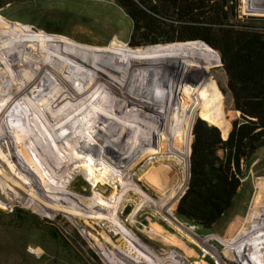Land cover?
<instances>
[{
    "label": "rangeland",
    "instance_id": "rangeland-1",
    "mask_svg": "<svg viewBox=\"0 0 264 264\" xmlns=\"http://www.w3.org/2000/svg\"><path fill=\"white\" fill-rule=\"evenodd\" d=\"M205 1L208 4V9L215 7L221 0ZM225 8L229 11V14L224 19V22L235 25L238 28L264 32V0H227ZM0 14L10 23L17 21L20 26L27 27L34 32L40 29L44 32L66 35L87 48L85 53H81V55L77 50V46H71L67 50L68 53L72 51L69 55L74 56L76 62H78L74 66L66 56L68 53L64 57L67 59H59L56 54L45 53V51H42L43 49L40 50V44L32 46L29 43L27 45L28 43L0 31V58L1 53L5 51L18 53L17 71L13 68H0L1 75L21 77L22 70H26L29 66L30 80L36 79L38 74L40 77L53 79L52 81H54L55 85L52 83V88L58 86L55 88L56 91L54 90L49 96H52L61 87L62 89L74 87L75 92H79L84 85L82 87L84 96L92 103L90 115L85 125L81 124L80 127V129L82 128V133L87 136L86 139L89 141V146L86 149L91 152L86 153L87 151L84 150L78 156L73 153V148L75 147L73 142L76 145L78 144L80 149L85 144L75 136L73 125L68 122L67 118L65 121L64 117L63 121L64 110L66 111L67 108L59 107V104L57 105L53 101L54 99L48 101V105L41 106L47 116L50 113L49 107H53L55 115L58 117L57 119L64 126L71 141L73 140L71 142L70 140L62 139L66 150L63 151L64 154H68L70 158L72 157L68 165H65L67 167L64 169L65 166L62 168L59 163H56L57 166L54 168L56 174L59 172L58 176L62 175L59 180V192L62 194L66 192L70 197L64 196L63 201L48 200L50 204L47 205H60V207L50 209L49 213L43 212L44 208L38 203L25 202L27 200L25 198L20 200L21 198L19 197L18 199L13 197V200L7 206L0 203V264H106L93 245L97 247V244H102L104 247H113L112 243L115 245L121 244L120 234L117 233L118 230L108 220L89 223L90 219L85 221L81 219L79 207H82L83 204L79 205L77 202L79 199L77 200L76 196H74L75 194L79 198L82 196V200L92 196L94 190L89 182H95V179L101 177L104 180L97 183L96 193H100L105 198L107 197L104 199L105 202L111 200L113 202L116 198L121 200L120 205L116 206L121 222L123 221L122 223L128 230L134 233L141 243L147 245L157 255L170 254L173 260L175 258L177 260V256H179L184 258L188 264H264V146L257 148L252 157L243 164L244 174L240 179V185L231 207L210 227L202 226L178 213L177 204L186 189L190 185L201 181L211 167L222 157L224 151L234 144V140L228 146L220 145L215 141L219 134L214 132L204 141L199 142L193 139L192 149L196 153L188 156L190 161L188 171H184V167L176 155L174 156L177 157L180 163L166 157L161 159L157 157L155 159L151 158L152 155L167 154L160 152L159 144L189 120L185 107L177 102L178 98L174 94L170 93V99L169 94L165 92V88L160 89L153 85V83L159 84L157 85L158 87L161 85L159 81L152 79L154 72L161 70L159 68L171 67L168 64L174 62L169 61L168 63L146 68V62L141 59L137 61L136 66L123 65L125 59H128L126 57L127 49L152 45L150 43H136L158 36L159 32L157 30L148 29L146 33L142 34H140L141 32H136L132 38L133 22L114 0H0ZM2 16H0V19L3 18ZM176 17L177 14H173L172 20L167 21L169 25H166L165 28H174L178 32L184 31L182 26L185 21L183 18L178 19ZM30 26H33L35 30ZM213 26L216 27L218 25L213 24ZM33 36L35 37L32 33V38ZM113 37H117L125 44L120 60L88 63L84 61L83 58L91 56L94 51L97 53L103 52V54L108 52L112 56H121V48L115 44L117 42L113 41L114 43H110ZM187 42H199L207 45L208 48L211 46L201 40ZM46 43L48 46H55L47 41ZM55 47L57 49V46ZM163 47L158 48L163 52V59L166 56L186 58L187 56L185 55L187 54L190 55V59L197 58L195 54L191 53L180 55V52H177L180 47H173V45H166L167 49ZM111 48L117 50H112ZM147 48L149 49L150 47ZM213 49L216 50L215 48ZM216 51L218 52V50ZM218 54L220 56L219 52ZM212 57L215 60L217 59V57ZM143 62L144 64H142ZM186 63L175 66L174 70L171 71L174 76L172 81L168 82L169 86L175 89L176 92L178 91L180 95L186 96L185 94H187L190 97L192 96V100L195 101L199 100V95L201 94L203 105L207 99L203 94L204 91L201 90L203 82L199 71L203 70L210 76L213 88L218 96L221 93L224 113L230 120L234 119L238 126L241 122V116L239 111L235 109L233 97L228 88V78L223 68V61L222 63L219 62L220 65L216 67H210L212 65L198 66L192 62ZM56 70L72 73L67 79L72 80L73 86L68 83L63 87L61 82L56 81L53 77V73ZM66 76H63V81ZM4 77L0 76V83L3 79H8V82L12 80L11 77ZM184 79L190 81L191 89L182 84ZM104 82L117 85V87L119 85L122 89L120 100L115 107L117 109V138L115 140L116 145H113V147L101 146L89 133V130L94 128L90 123V118L97 105L99 86ZM161 82L163 83V81ZM81 84L83 85L81 86ZM140 85L142 86L143 94L150 98L151 103L154 102L162 106L163 109L171 110L175 116L179 115V123L175 124V126L173 125L171 129L161 130L152 142L148 139L149 133L144 134L143 157L139 161H134L126 150L125 130L137 103ZM85 86L86 88H84ZM101 87H105V85L102 84ZM52 88L49 87L48 90ZM44 94L46 92L41 95L42 99L45 98L43 97ZM3 96V94L0 95V100L2 101L4 99ZM40 98L30 91V105L39 104ZM128 101L133 104L131 113L123 129L118 133L121 124L119 112L124 109ZM75 103H77V99ZM32 105L30 108L34 107ZM47 116L46 118L49 121L50 115ZM49 122L51 123V120ZM67 126L70 128H68L70 132L67 130ZM103 131L108 134L106 129ZM213 138L215 140H211ZM41 141L45 143V146L48 144V147L52 146L55 155L60 157L63 162L65 156L62 151L54 147L55 145L49 139H46L45 136H42ZM133 141V145L137 149L139 146L135 144L136 138ZM3 143L0 141V172L13 184L18 191V195L25 197H29L32 194L36 195L35 191L31 190L29 184L23 179V176L29 179L30 171L19 166L15 157L11 155L5 147V143ZM21 146L22 148L24 147L23 141H21ZM119 147L123 148L122 152L116 150ZM60 148L64 150L62 146ZM95 157L102 159L100 161L108 168L106 167L107 169H105L99 163L95 166L98 159ZM46 158L51 162L48 154H46ZM87 160L90 162L88 163ZM148 162L152 163L147 164ZM89 167H94L95 169L92 174H89ZM83 171L88 175L89 182L85 179ZM38 181L41 184L43 182L41 177H38ZM170 190L176 191L174 192V211L168 207V199L165 204V208L168 210L167 213L158 204L160 197H163ZM39 197L42 199L41 195ZM144 200L145 202H151V204H142ZM64 202L67 203L65 204ZM139 206V210L132 219L133 210ZM100 212L102 215L105 216L106 214L109 217L106 212ZM166 215H174L179 222L189 227L201 238L209 235L210 239L207 243L214 248L216 256L212 258L205 254L199 242L192 240L185 235L184 231L162 218V216ZM131 220L133 222H130ZM250 236H252V239ZM40 252L43 253L38 254ZM147 262V264H150V260ZM179 263L182 264L181 262Z\"/></svg>",
    "mask_w": 264,
    "mask_h": 264
},
{
    "label": "trees",
    "instance_id": "trees-1",
    "mask_svg": "<svg viewBox=\"0 0 264 264\" xmlns=\"http://www.w3.org/2000/svg\"><path fill=\"white\" fill-rule=\"evenodd\" d=\"M114 1L133 22L132 38L136 32L142 34L146 33L148 29L159 32L158 36L147 38L136 44L184 41L181 44L170 45L180 47L177 49L180 55L191 53L200 57L197 47L186 41L201 40L218 50L223 60V68L228 78V88L232 94L235 109L241 116L238 126L234 119L230 120L224 113L221 93L218 96L210 76L203 70L199 71L203 82L201 90L204 91L203 94L207 98L203 105L201 94L199 100L195 101L192 100V96L180 95L178 91L176 92L169 86L168 82L172 81L174 76L171 71L175 67L159 68L161 70L155 71L152 78L161 83L159 87L157 86L159 84L153 83V85L156 88H165L170 99V93L178 98L177 102L185 107L189 116V120L184 125L159 144L161 153L176 155L180 159L184 171H188L190 166L189 154L191 156L196 153L192 149L193 139L199 142L204 141L214 132L219 134L218 138L211 140H215L220 145L228 146L234 140V144L224 151L222 157L201 181L186 189L177 204L178 213L202 226L210 227L231 207L240 185V179L244 174L243 164L252 157L257 148L264 146V32L238 28L224 22L229 14L225 8L227 0H221L215 7L208 9L205 0ZM173 14H177L176 18H183L185 21L182 26L184 31L178 32L174 28H165L166 25H169L167 21L172 20ZM213 24L218 26L215 27ZM195 43L212 56L217 57L207 45ZM164 46L163 48H166V45ZM158 48L151 46L149 49L147 47L128 48L126 53L128 59H125L123 65L136 66L137 61L141 59L146 62V68L167 63L170 58H166L169 59L166 60L167 62H161L165 59H163V52ZM188 55L185 56L190 59V55ZM102 84L105 87H101ZM182 84L192 88L188 79H184ZM141 85L138 88L137 103L125 130L126 150L134 161H139L143 157L144 134L149 133L148 139L152 142L161 130L171 129L173 125L179 123V115L175 116L171 110L163 109L162 106L154 102L151 103L150 98L143 94ZM121 94L122 89L119 85L117 87V85L107 82L101 83L97 105L90 118V123L94 128L103 133L104 129L107 130L108 134L106 132L104 134L112 139L114 146L117 138V109L115 107ZM155 101L158 102L157 99ZM132 105L128 101L124 109L119 112L121 124L118 133L123 129L131 113ZM135 138V144L139 146L137 149L133 145ZM174 196L167 203L173 211Z\"/></svg>",
    "mask_w": 264,
    "mask_h": 264
},
{
    "label": "bare ground",
    "instance_id": "bare-ground-1",
    "mask_svg": "<svg viewBox=\"0 0 264 264\" xmlns=\"http://www.w3.org/2000/svg\"><path fill=\"white\" fill-rule=\"evenodd\" d=\"M0 16H2V15L0 14ZM31 28L34 29L33 26ZM0 31L4 32L8 36H13L22 42L28 43L27 45H29V43L32 46H36L37 44H40V46H41L40 50L43 49L42 51H45V53L56 54L58 56L57 58H59V59H67L64 57L68 53L67 50L71 46H77V50H78L80 55H81V53L82 54L85 53V51L87 50V48H85V45L78 44L77 42L73 41L72 39H70L66 35L44 32L43 30H40V29H38V31L34 32L31 29L29 30L27 27L20 26L17 21H13L12 23H10L4 17L2 19H0ZM32 33H33V35H35V37L33 36V38H32ZM36 36H37V38H36ZM46 41L57 46V49L55 46H52V47H51V45L48 46ZM113 41L117 42L115 44L117 46H119V48H121V51H122L121 56L109 55L111 53H108L107 52L108 50L104 51V52H107V54H103V52L97 53L94 51V53L91 56L83 58L84 61L88 63V62H96V61H111V62H113L114 60H120L122 58V55H123V50L125 49V44L120 39H118L117 37H113L111 39L110 43L111 44L114 43ZM173 43L181 44L183 42H169V43L152 44V45H147V46H141V48H146V47H150V46L161 48L164 45H170ZM191 43L194 44V46L197 47V49L199 50L200 57H197L194 59L193 58L186 59L187 57L186 58H184V57L175 58L174 56L173 57L166 56L165 60H162L161 62H165L166 60L168 61L169 59H166V58L169 57L171 59L169 61L174 62V63L168 64L171 67H175V66H178L181 64H187L186 62H192V63L198 64V65H212L210 67H216V66L220 65L219 64V54L211 46L209 48L216 54V56H217L216 60L213 59V57L207 51H205L202 47L197 45L195 42H191ZM109 46H110V44H109ZM84 48H85V50H84ZM112 50H117V49H112ZM5 53H9V54H5ZM70 53H68V55H66V56L68 57V60H71L70 63L72 62L73 65L75 66V64L78 62H76V59L74 58V56L72 57L71 55H69ZM25 57L27 58V56H25ZM17 60H18V53L10 52V51L9 52H6V51L2 52L1 58H0V68H4V69L13 68L15 71H17V68H18V66H17L18 61ZM142 64H144V62ZM71 75H72V73L65 72L62 70H56V72L53 73V77L56 79V81L61 82L63 84L62 85L63 87H64V85H66L68 83L73 86L72 80L67 79L68 76H71ZM0 76H2V77L5 76L7 78L11 77V79H12L10 82H8V79L7 80L3 79V81L0 83V95L1 94L4 95L3 101L0 100V141L5 143L6 149H8V151L11 153V155L15 157L19 166L22 167V169H27L30 171L31 175H30L29 179H28V177H25V176H23V179L29 184L30 189L35 191V193H36V195L32 194L29 197L28 196H26V197L20 196V194L18 195V191L14 188L13 184L10 183L8 178L0 172V194L4 197V201L0 200V203L7 206L13 200V197H15L17 199L19 197V198H21L20 200H22V199L24 200V198H25V199H27L25 202L32 203V204L38 203V205L40 204L41 207L44 208L43 212L49 213L48 211H50V209L51 210H52V208L55 209L56 207H60V205L59 204H57V206H55L56 204L47 205V204H50L48 202V200L49 201H51L50 199H53L55 201L56 200H62V199L64 200V198H63L64 196L70 197V195L66 192L63 194L59 192V189H60L59 180L61 179L62 175L58 176L59 172L56 174L54 168H55V166H57L56 163H59L62 168L65 165H68V163L72 157L70 158V157H68V154H64L63 151H66V150L64 149L62 139H65L68 141L69 140L71 141V139L69 138L68 133L65 130L64 126L60 123V120L57 119L58 117L55 115L53 107L52 106L49 107V112H50L49 113V115H50L49 121L51 120V123H50L48 121V118H46L47 115H45L44 111L42 110L43 108L41 109V106L42 105H48V101H52V99H54L53 101H55V103L57 105L59 104V107L61 106V108H63V109L67 108L66 111L64 110L63 121H64V117H65V121L67 118L68 122H70L73 125V130H75V132L73 131V133L75 134V136L79 140H81L83 142V144H85L84 147H82L80 149L79 145L78 144L76 145L73 142V144L75 145V147L73 148L74 149L73 153L75 156H78L79 154H81L80 152L84 151V150L87 151L86 153L91 152L90 150L88 151L86 149L89 146V141H88V139H86L87 136L82 133V131H81L82 128L80 129V127H81V124L85 125L87 118L90 115V112L92 109V103L89 102V100L86 96H84V92H83L84 89L82 88L84 86L83 84H81V86L82 85L83 86L80 88L79 92H77V91L75 92L74 87H71V89H70V87H68L69 89H62V87H61L57 90L56 93H54L52 96H49L50 94L53 93L55 88L58 86L52 88L51 85L54 82V81H52L53 79L51 80V78H48L49 79L48 80L45 77H42V76L40 77V75H38V74H37L36 79L34 78V79L30 80V67L29 66L27 67L26 70H22V76L21 77H12V75H1V74H0ZM63 76L64 77L66 76V79L64 81H63ZM41 82H42V84H41ZM53 85H55V84L53 83ZM49 87L52 89L48 90ZM84 88H86V86ZM30 91L33 94H36L39 97H41L39 99L40 100L39 104H34V105L31 104L32 106H34L33 108L32 107L30 108V106H31L30 105ZM44 92H46V94H44V96H43L45 98L42 99L41 95ZM22 93H23V95L20 96V94H22ZM41 99H42V102H41ZM76 99H77V103H75ZM68 128H69V126H67V130L69 131L70 128L69 129ZM89 133L101 146L113 147L114 142L112 141V139L107 137L103 132L99 131L98 129L92 128L89 130ZM42 136H45L46 139H49V141L55 145L54 147H56L58 150L62 151L63 155L65 156L63 162L61 161L60 157L55 155V152L53 151L52 146L48 147L49 144L47 146H45V143L42 142L43 140L41 141ZM21 141H23V144H24L23 148L21 146ZM46 143H48V142H46ZM60 143H61V146L64 150H62L60 148L61 147ZM116 150L118 152H122L123 148L119 147ZM190 150H191V147H190ZM46 154L49 155L52 163L46 158ZM82 157H84V159H85V156L83 154H82ZM156 157L159 159L166 157L168 159L176 161L177 163H180L179 160L177 159V157L172 155V154L152 155L151 158L155 159ZM95 158H98V157H95ZM100 160H102V159L98 158L97 162L95 161L97 163V164H95V166L98 165V163H99L105 169H107L108 167L105 166V164L102 163ZM89 162L90 161H88V163ZM151 163L152 162H148L147 164H151ZM66 167L67 166H65L64 169ZM105 169H104V171H105ZM89 170H90L89 174H92V172L95 169H94V167L93 168L89 167ZM109 172H110V169H109ZM83 174L85 175L84 176L85 179L89 182L90 180L88 179V175L86 174V172L83 171ZM108 175H110V174H108ZM37 176L41 177V179L43 181V182L41 181L42 184L38 181ZM112 177H113V175H112ZM103 180L104 179H102V177H101L99 179L98 178L95 179V182H92V183L89 182L90 185L92 186L93 190H94V194L92 196H89L85 199L83 198V200H82V196H81V198H79V197H77V194H75V195L72 194V195L76 196L77 200L79 199L80 202L77 201L79 203V205L83 204L82 207H79L80 212L78 211L80 213L79 215H80L81 219H83L84 221L87 219H90L89 223H92L95 221L101 222L103 220H108L109 222H111L113 224L115 229L118 230L117 233L120 234V238L122 239L121 244L119 243V244L115 245L114 243H112L113 247H108V246L104 247V245H102V244H97V247L93 245V247L99 252V255H101L102 259L105 261L106 264H147L148 263L147 261H149V260H150V262H149L150 264H177L179 262H181L182 264H184V263L188 264L187 261L184 260V258L179 257V256H177V260H176V258H175V260H173L172 256L170 254L169 255L165 254V255L159 256L156 253H154L147 245L141 243L140 240L137 238V236L134 233H132L131 231H129L128 228L122 223L123 221L121 222V220H120V217L118 215L119 212H118L116 206L120 205L121 200L114 198L115 201H113V202H111L112 200L105 202L104 199H106L107 197L105 198L100 193H96L95 188L97 186V183L103 182ZM63 189H64V187H63ZM174 192H176V191L170 190L167 193H165V195L163 197H160V201H159L158 206L160 208H162L163 210L165 209V211H167V213H168V210L165 208V204L167 203L168 199L170 200L174 196ZM40 195H41L42 199H40V197H39ZM72 195H71V198H72ZM73 199H74V197H73ZM65 200H68V199H65ZM144 203L148 204V205L151 204V202H145V200H144V202H142V204H144ZM75 206H77V205H75ZM136 208L137 209H134L133 213L131 214L132 219L135 217L140 206L136 207ZM64 209H66V208H64ZM74 211H75V209H74ZM99 211L106 212L109 215V217L106 214H105V216L102 215L101 212L99 213ZM162 218L164 220H166L168 223L175 225L176 227H178L179 229L184 231L185 235L188 236L189 238H191L192 240L199 242L201 244V249L203 250V252L205 254H208L212 258H214V256H216L215 255L216 251L214 250V248H212L211 245H209L207 243V241L210 239V236H207L205 238H201L193 230H191L189 227H187L186 225L179 222L174 217V215H172V216L166 215V216H162ZM130 222H133V220H131ZM72 224H74V223H72ZM250 238H251V236H250ZM42 253L43 252H40L38 254H42Z\"/></svg>",
    "mask_w": 264,
    "mask_h": 264
},
{
    "label": "water",
    "instance_id": "water-1",
    "mask_svg": "<svg viewBox=\"0 0 264 264\" xmlns=\"http://www.w3.org/2000/svg\"><path fill=\"white\" fill-rule=\"evenodd\" d=\"M203 43H205L204 41H202ZM205 44H207V43H205ZM222 58H221V56H219V62L220 63H222ZM0 200H2V201H4V197L0 194Z\"/></svg>",
    "mask_w": 264,
    "mask_h": 264
},
{
    "label": "crops",
    "instance_id": "crops-1",
    "mask_svg": "<svg viewBox=\"0 0 264 264\" xmlns=\"http://www.w3.org/2000/svg\"><path fill=\"white\" fill-rule=\"evenodd\" d=\"M214 235V234H213ZM209 236V235H208ZM212 236V235H211Z\"/></svg>",
    "mask_w": 264,
    "mask_h": 264
},
{
    "label": "flooded vegetation",
    "instance_id": "flooded-vegetation-1",
    "mask_svg": "<svg viewBox=\"0 0 264 264\" xmlns=\"http://www.w3.org/2000/svg\"><path fill=\"white\" fill-rule=\"evenodd\" d=\"M252 237V236H251ZM252 239V238H251Z\"/></svg>",
    "mask_w": 264,
    "mask_h": 264
}]
</instances>
